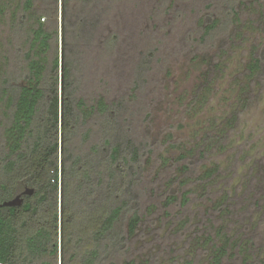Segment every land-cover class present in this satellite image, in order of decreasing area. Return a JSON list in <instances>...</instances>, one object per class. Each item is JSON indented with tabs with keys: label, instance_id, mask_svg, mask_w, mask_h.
<instances>
[{
	"label": "trees",
	"instance_id": "obj_1",
	"mask_svg": "<svg viewBox=\"0 0 264 264\" xmlns=\"http://www.w3.org/2000/svg\"><path fill=\"white\" fill-rule=\"evenodd\" d=\"M123 2L0 0V204L33 189L20 206L0 208V264H120L137 232L140 203L132 191L142 171L141 155L126 118L120 119L122 101L109 102L104 95L110 89L98 90L114 57L124 50L120 36L105 29L109 14ZM221 24L206 25L200 40ZM233 40L226 37L227 43ZM12 48L18 59L13 66ZM212 59L218 60L216 53ZM262 65L255 46L241 73L247 79L243 94ZM213 68L216 72L219 64ZM206 74L208 86L211 76ZM248 102L232 112L229 129ZM204 176L209 178L211 171ZM188 195L182 194L183 207ZM176 200L172 195L165 205ZM251 200L253 207H264V192ZM212 211V227L201 239L210 247V264L227 258L264 264L262 249L244 250L225 227H215V215L223 221L225 211L227 218L234 211L224 202L215 203Z\"/></svg>",
	"mask_w": 264,
	"mask_h": 264
},
{
	"label": "rangeland",
	"instance_id": "obj_2",
	"mask_svg": "<svg viewBox=\"0 0 264 264\" xmlns=\"http://www.w3.org/2000/svg\"><path fill=\"white\" fill-rule=\"evenodd\" d=\"M115 10L105 29L120 36L124 50L98 90L110 89L104 95L109 102L122 101L120 119L126 118L142 166L132 191L141 222L120 264H210V247L201 239L217 202L234 212L227 218L225 211L223 221L215 215V227H225L244 250L262 249L263 260L264 207L250 202L264 192V0H124ZM60 19L59 13L58 57ZM213 21L222 26L201 41ZM229 34L234 40L227 43ZM255 46L262 70L243 94L241 73ZM10 58L15 65L13 48ZM247 99L229 129L232 112ZM184 192L189 200L183 207ZM172 195L178 200L167 207ZM223 264L239 263L227 258Z\"/></svg>",
	"mask_w": 264,
	"mask_h": 264
},
{
	"label": "water",
	"instance_id": "obj_3",
	"mask_svg": "<svg viewBox=\"0 0 264 264\" xmlns=\"http://www.w3.org/2000/svg\"><path fill=\"white\" fill-rule=\"evenodd\" d=\"M32 194H33V189L25 188V190L21 194L15 196L14 198H12L10 200L2 202L0 204V208L1 207H18L23 203L22 196H26V195L30 196Z\"/></svg>",
	"mask_w": 264,
	"mask_h": 264
}]
</instances>
